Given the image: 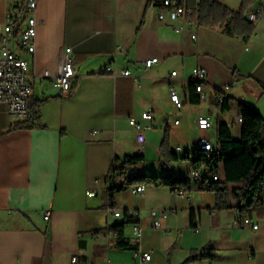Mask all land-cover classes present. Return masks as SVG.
Here are the masks:
<instances>
[{"label": "crops", "instance_id": "crops-1", "mask_svg": "<svg viewBox=\"0 0 264 264\" xmlns=\"http://www.w3.org/2000/svg\"><path fill=\"white\" fill-rule=\"evenodd\" d=\"M160 1L37 0L31 14L38 21L36 46L29 52L20 44L26 22L10 33L5 30L15 0H0V47L6 35L9 48L30 62L31 99L41 101L43 124L13 129L27 118L10 115L7 104L0 102V264H72L74 255L90 264H132L142 252L152 255L142 264H183L193 250L208 245L217 256L189 264H264V206L241 210L231 194L241 183L228 184L227 209H218L216 194L196 182L185 196L152 184L135 195L129 178L116 177L117 188L109 192L112 169L140 147L130 123L133 117L151 126L145 131L141 174L176 176L192 168L200 137L218 141L220 122L230 126L235 139L241 137L242 127L236 123L240 101L264 117V0H252L245 12L248 19L252 9L262 8L248 38L200 24L197 12L196 25L177 32L175 25L183 21L159 20ZM211 1L234 11L242 4ZM67 46L73 48L77 75L72 89L62 92L40 77L46 71L58 73ZM151 57L159 62L145 68ZM105 66L112 72L101 73ZM197 66L207 71L204 97L192 82ZM123 70H130L132 77L123 76ZM190 86L200 95L199 103L191 102ZM172 89L181 95L183 107L172 101ZM221 93L227 95L228 109L222 108ZM148 110L154 113L152 120L142 117ZM202 114L211 118L210 129L198 127ZM165 139L168 151L191 158L162 167ZM220 173L222 177V168ZM109 206L122 211V217L109 213ZM126 210L139 219L123 229L124 238L137 249L118 247V236L109 233ZM246 217L259 226L244 224ZM157 218L161 227L154 225Z\"/></svg>", "mask_w": 264, "mask_h": 264}, {"label": "trees", "instance_id": "trees-1", "mask_svg": "<svg viewBox=\"0 0 264 264\" xmlns=\"http://www.w3.org/2000/svg\"><path fill=\"white\" fill-rule=\"evenodd\" d=\"M252 4V0H242L239 10L234 11L221 2L211 0H187L189 8L197 12L200 24L209 27H221L225 33L243 38L250 37L256 30V22L249 21L245 17L246 10ZM190 100L193 103L200 102V95L194 92V88L190 86ZM41 101L32 100L30 103L31 114L23 122L17 124L13 129L42 128L40 114ZM222 108L228 109V98L222 103ZM240 110L243 117L241 125V137L235 139L232 135L231 128L226 122H220L217 128L218 150L213 152L209 157L203 150L195 148L193 162L195 164L209 165L214 163L217 172L221 175L219 166L223 169V176L220 179H206L200 183V188L206 191H212L216 194V207L218 209L230 208L229 204V183H241V186L235 187L231 194L241 202L240 209H249L254 206H264V117L256 109L250 107L246 102L240 101ZM167 139H165L162 147L164 160L162 167H166L171 161L185 160L191 158L188 153L183 156L177 155L173 151H168L166 147ZM133 159L142 160L144 158L135 157ZM124 164L121 167L112 169V180L109 192L111 195L115 190L114 178L115 173L125 174ZM129 178L130 184L144 183L155 186H166L172 190L188 191L192 189V182L184 178L182 175L176 176L171 174L165 175H149L140 174ZM126 178V179H127ZM124 186L120 187L123 188ZM194 219V213L191 214ZM139 219L128 213H124V219L121 222L113 224L111 227L118 232V247L123 249H137V244L127 241L123 235V229L127 224L138 223ZM217 256V252L212 245H208L199 250H193L190 257L183 263L189 264L197 259H213Z\"/></svg>", "mask_w": 264, "mask_h": 264}, {"label": "built area", "instance_id": "built-area-1", "mask_svg": "<svg viewBox=\"0 0 264 264\" xmlns=\"http://www.w3.org/2000/svg\"><path fill=\"white\" fill-rule=\"evenodd\" d=\"M37 8V0H15V12L9 11L7 14L8 24L5 28L6 32H11L13 28L20 26L22 23L26 22L25 28H21V38L20 44L23 48H26L29 52L35 51V41L37 37V17L31 14ZM158 18L161 21H166L167 19L171 21L182 20L183 23L175 25V30L177 32L184 31L187 25H196L194 20V14L196 11L189 8L187 5V0H161L157 4ZM262 16V8L258 7L252 9L248 14V19L252 22H257ZM193 39H197V34H192ZM3 45L0 47V102H4L8 106V111L10 115L20 116L23 118H28L31 114V98L33 95V82L31 81L30 75V62L12 51L9 46L8 36H3ZM75 57L73 55V48L67 46L64 49L62 61L59 67V71L56 75L51 74L46 71L41 75V81L46 78L50 79L51 85L58 87L62 92H69L72 89L74 79L77 75ZM159 62L158 57H151L146 60L145 68L152 67L155 63ZM101 73H111L112 68L105 66L100 70ZM122 75L125 77H132L130 70H123ZM171 75L174 77L177 75V71H173ZM207 77V71L202 66H197L193 69L192 82L195 85L196 91L203 94L204 97V83ZM227 95L221 93L219 95V100L221 103L224 102ZM171 99L174 104L181 108L184 102L181 95L174 89L171 91ZM142 117L147 120H152L154 118V113L152 110L143 112ZM130 123L135 127L137 131V142L140 144L139 149L133 154H126L122 158V163L124 164L125 174L116 175L122 180H126V177H135L141 174V162L142 160L133 159L135 157L144 158L146 154L145 143H146V129L151 128V126H143L134 117L130 119ZM179 123V120L176 121ZM236 123L242 125L243 117L240 113L239 117L236 119ZM213 126L212 120L209 116L202 114L198 118V127L202 130L210 129ZM219 147L218 141L214 142L209 137L202 136L199 138L195 148L203 150L209 157L213 152L217 151ZM178 150H182V147H177ZM221 170V166L218 167ZM211 180L220 179V174L217 172L216 165L212 162L209 165L204 164H193L192 168L188 171L182 173V176L189 179L192 183L196 182L200 184L206 179V175ZM146 185L144 183L134 184L131 186L132 193L135 195L144 194ZM180 195L185 196L187 191L179 190ZM96 192H90V195H95ZM109 213L113 214L115 217H122V211L108 207ZM134 213V212H133ZM152 214L156 216L158 214L157 210H152ZM162 217L167 216L165 210L160 211ZM51 211L45 213V219H49ZM243 223L246 225H252L257 228L259 225L253 223L252 219L249 217L242 219ZM155 227H161L162 222L160 218H157L154 222ZM136 236L141 235V228L138 224L134 227ZM109 233L118 236V232L109 227ZM152 255L148 252H142L137 254L135 260L132 264H142L144 262L150 261ZM72 264H90L89 262L81 259L79 255H74L71 259Z\"/></svg>", "mask_w": 264, "mask_h": 264}, {"label": "rangeland", "instance_id": "rangeland-1", "mask_svg": "<svg viewBox=\"0 0 264 264\" xmlns=\"http://www.w3.org/2000/svg\"><path fill=\"white\" fill-rule=\"evenodd\" d=\"M143 173H145V172L143 171ZM152 175H155V174H152Z\"/></svg>", "mask_w": 264, "mask_h": 264}]
</instances>
